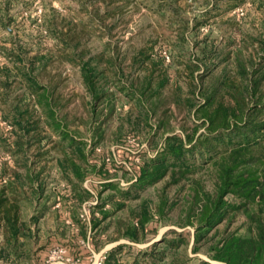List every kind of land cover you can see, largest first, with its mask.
I'll list each match as a JSON object with an SVG mask.
<instances>
[{"label": "rangeland", "instance_id": "obj_1", "mask_svg": "<svg viewBox=\"0 0 264 264\" xmlns=\"http://www.w3.org/2000/svg\"><path fill=\"white\" fill-rule=\"evenodd\" d=\"M228 2L0 0V99L5 96L11 106L20 99L28 102L30 95L25 83L20 82L22 77L18 69L29 73L39 84L54 90L57 115L68 124L70 133L84 142L87 155L96 152V158L91 156V161H113L128 170L110 168L108 171L98 165L97 171L86 172L82 187L89 190L94 198L74 209L76 220L89 224L82 228L77 224L79 221L67 219L66 205L59 196V193L66 194L64 182L53 163L48 164L41 175L47 184V197L40 205L34 199L31 205L26 204L23 215L28 219L43 206L47 209L43 218L30 224L32 236L24 241L21 258L7 264H98L102 256L106 257L119 244L127 247L117 257L129 263L134 256L150 250L162 238L173 239L179 234L190 239L187 246L181 247L184 256L194 260L207 259L201 252L191 253L194 229L180 224L185 221L184 213L192 192L212 190V173L208 168L194 176L192 181L166 187L165 180L152 187L147 186L138 191L139 197L135 200L123 202L116 197L114 204H123V207L117 209L118 205L106 203L103 211L111 214L107 218H103L95 206L104 204L113 194L111 189H103L102 184L115 183L114 192L118 193L127 191L135 182L127 165L128 157L138 154L153 157L166 136L192 133L196 122L193 113L187 109L186 101L190 99L196 104L198 99L190 93L192 88L186 83L183 66L188 60H197V46L209 47L212 42L218 49L228 46L233 51V39L239 35L234 24L239 25L243 34H255L260 30L264 0H241L234 8L233 0ZM143 47H153V50L162 52V68L171 80L163 91V103L157 113L146 123L138 115L133 102L117 90L113 76L109 77L107 73L108 81L105 83V77H101L100 84H104L108 96L97 104L92 120V98L85 90L78 66L68 58L83 52L84 60L94 57L91 64L96 66L98 56L111 57L120 71L122 83L128 87L132 84L138 86L142 75L132 58ZM98 64V70L107 67L103 62ZM201 66L195 72L196 76L200 75L204 64ZM12 128L0 109V177L2 167L7 174L4 173L2 183L7 182L14 169L20 168L17 165L20 159L12 157V149L5 143V137H9ZM202 130L199 127V131ZM95 132H98L96 137ZM44 135L52 142L58 140L49 131ZM51 146L46 141L42 143V147ZM52 153L56 154V151ZM32 154L33 151L29 153L30 156ZM140 158L136 157L134 161ZM161 209L162 215L159 213ZM144 216L147 222L145 230L139 233L140 241L134 243L124 238L122 235L132 218ZM240 223L238 220L230 227L231 230ZM159 244L156 247L160 249L163 245ZM44 247L50 250L48 255L47 250L38 253ZM59 248L69 251V262L49 258L50 252ZM139 258L141 260L142 256ZM0 264L5 263L0 260Z\"/></svg>", "mask_w": 264, "mask_h": 264}, {"label": "trees", "instance_id": "obj_2", "mask_svg": "<svg viewBox=\"0 0 264 264\" xmlns=\"http://www.w3.org/2000/svg\"><path fill=\"white\" fill-rule=\"evenodd\" d=\"M222 1L229 3L230 0ZM239 1L233 0V8ZM233 27L239 34L233 39V51L228 46L218 49L212 42L209 47L197 46L199 57L196 61L204 64L200 75H195L202 67L200 63L188 60L183 66L186 83L192 88L190 93L198 99L196 104L190 99L186 101L196 122L192 133L166 136L153 157L138 154L139 161H134L135 156L128 157L127 165L135 182L127 191L118 193L114 192L115 183L102 184L103 189H111L113 194L104 204L95 206L103 218H107L111 214L103 211L106 203L118 205L117 209L123 207V204H114L116 197L123 202L135 200L139 197L138 191L147 186L165 180L166 187L192 181L208 168L212 173V190L192 192L184 213L185 221L180 224L194 229L191 253L201 252L207 259L184 256L181 247L187 246L190 239L179 234L173 239L162 238L158 242L163 245L160 249L156 242L129 263L117 257L127 247L119 244L108 253L103 264H264V19L255 34H243L238 24ZM161 53L153 47H143L134 54L132 59L142 78L138 86L129 87L122 83L120 71L111 57L100 55L96 58L98 63L107 65L100 70L96 67L98 63L91 64L94 57L84 60L83 52L68 58L78 66L85 90L92 98L91 119L97 104L108 96L104 84H100L101 77H105V83L108 81V73L115 79L113 84L117 90L133 102L140 118L148 123L163 103V91L171 81L162 68ZM18 70L30 100L20 99L11 106L5 96L0 99L3 118L13 127L5 143L12 149V157L20 159L17 161L20 168L14 169L5 183H2L5 168L1 169L0 260L5 264L21 258L23 243L32 236L30 224L44 216L45 206L28 219L23 215V208L31 205L33 199L40 205L47 197V184L41 175L48 164L53 163L64 182L66 194L59 193V196L66 205L67 219L79 221L77 224L82 228L89 224L76 220L74 209L94 198L82 187L86 172L96 170L98 165L102 170L128 171L126 166L113 161H91V156L96 158V152L92 150L93 153L87 155L84 142L70 133L68 124L57 115L54 90L39 84L29 73ZM199 127L203 129L201 132ZM48 131L58 140H48L44 135ZM97 135L95 132L94 136ZM44 141L52 144L51 148L42 147ZM31 151L32 156L29 155ZM54 151L56 154L52 153ZM159 213L162 215L163 210ZM238 220L241 221L239 226L231 230ZM146 222L145 216L133 217L122 236L139 242V233L145 230ZM44 250L48 255L50 250L46 247L40 248L38 253ZM66 253L69 255L68 250Z\"/></svg>", "mask_w": 264, "mask_h": 264}, {"label": "built area", "instance_id": "obj_3", "mask_svg": "<svg viewBox=\"0 0 264 264\" xmlns=\"http://www.w3.org/2000/svg\"><path fill=\"white\" fill-rule=\"evenodd\" d=\"M49 258L50 259L59 258L61 261H64V262L70 261V258H68L66 254V250L62 248L51 251ZM104 259H105V256H102L101 261L98 264H103Z\"/></svg>", "mask_w": 264, "mask_h": 264}, {"label": "crops", "instance_id": "obj_4", "mask_svg": "<svg viewBox=\"0 0 264 264\" xmlns=\"http://www.w3.org/2000/svg\"><path fill=\"white\" fill-rule=\"evenodd\" d=\"M1 241H2V234H1V232H0V243H1Z\"/></svg>", "mask_w": 264, "mask_h": 264}]
</instances>
